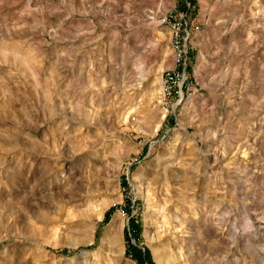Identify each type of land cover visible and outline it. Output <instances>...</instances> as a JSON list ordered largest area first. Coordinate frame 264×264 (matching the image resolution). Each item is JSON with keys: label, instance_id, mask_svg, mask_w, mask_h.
<instances>
[{"label": "rangeland", "instance_id": "1", "mask_svg": "<svg viewBox=\"0 0 264 264\" xmlns=\"http://www.w3.org/2000/svg\"><path fill=\"white\" fill-rule=\"evenodd\" d=\"M0 264H264V0H0Z\"/></svg>", "mask_w": 264, "mask_h": 264}, {"label": "built area", "instance_id": "2", "mask_svg": "<svg viewBox=\"0 0 264 264\" xmlns=\"http://www.w3.org/2000/svg\"><path fill=\"white\" fill-rule=\"evenodd\" d=\"M159 24L166 26L170 31L175 61L173 69L162 73L160 76L162 88L160 97L164 107L173 108L175 99L180 105L185 98H190L193 95V91L190 89L193 81L189 75L191 34L184 13L169 12L159 18Z\"/></svg>", "mask_w": 264, "mask_h": 264}, {"label": "trees", "instance_id": "3", "mask_svg": "<svg viewBox=\"0 0 264 264\" xmlns=\"http://www.w3.org/2000/svg\"><path fill=\"white\" fill-rule=\"evenodd\" d=\"M135 220H136L135 217H132L131 218V220H130V230L133 233L132 234V237H134L135 239H137L136 236H137L138 226L135 224ZM132 237H129V240L130 241H131ZM130 241H128V242H130ZM130 247H136V246L130 244ZM134 250H135L136 253H134L133 256L136 257L139 254V251L140 250L137 249V248H135ZM139 256H141V255H139ZM142 259H143V257H142Z\"/></svg>", "mask_w": 264, "mask_h": 264}, {"label": "bare ground", "instance_id": "4", "mask_svg": "<svg viewBox=\"0 0 264 264\" xmlns=\"http://www.w3.org/2000/svg\"><path fill=\"white\" fill-rule=\"evenodd\" d=\"M259 12V11H258Z\"/></svg>", "mask_w": 264, "mask_h": 264}]
</instances>
